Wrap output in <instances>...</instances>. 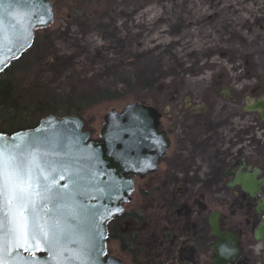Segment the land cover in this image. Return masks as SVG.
<instances>
[{
	"label": "flooded vegetation",
	"instance_id": "obj_1",
	"mask_svg": "<svg viewBox=\"0 0 264 264\" xmlns=\"http://www.w3.org/2000/svg\"><path fill=\"white\" fill-rule=\"evenodd\" d=\"M181 1L183 10L195 8V0ZM196 1L227 9L232 22L264 16V0ZM197 72L165 77L160 104H149L160 114L167 147L153 172L133 177L129 200L107 225L105 259L211 264L215 219L223 236L236 237L238 252L224 264H264V240L254 236L264 217V116L249 110L264 99V68H216L205 81L183 80ZM111 238L116 252L109 251Z\"/></svg>",
	"mask_w": 264,
	"mask_h": 264
},
{
	"label": "rangeland",
	"instance_id": "obj_2",
	"mask_svg": "<svg viewBox=\"0 0 264 264\" xmlns=\"http://www.w3.org/2000/svg\"><path fill=\"white\" fill-rule=\"evenodd\" d=\"M49 1L53 20L34 33L48 36L47 57L26 55L12 75L18 85L40 81L61 97L100 90L120 95L78 114L91 140L98 139L105 112L137 101L160 104L167 76L201 71L183 80L202 82L216 68H264V16L245 13L232 22L227 9L209 10L196 0L192 10H183L181 0ZM188 18L198 24L186 26ZM108 242L116 252V242Z\"/></svg>",
	"mask_w": 264,
	"mask_h": 264
},
{
	"label": "water",
	"instance_id": "obj_3",
	"mask_svg": "<svg viewBox=\"0 0 264 264\" xmlns=\"http://www.w3.org/2000/svg\"><path fill=\"white\" fill-rule=\"evenodd\" d=\"M33 14L44 22L37 21ZM0 17V61H4L0 63L1 73L32 45L35 30L51 24L53 6L49 0H3ZM28 18L34 25L31 38L17 43L19 28L27 25ZM7 56L14 58L6 60ZM256 109L263 117L264 99L249 108ZM159 117L153 107L141 102L111 109L102 117L97 141L82 129L83 121L76 114H49L33 128L0 133V143L31 140L33 151L47 153L55 169V188L67 194L65 200L55 204L44 203L41 210L42 223L60 220L66 226L62 247L49 252L44 240L37 238L38 242H31L28 250L9 248L11 256L4 255L3 259L15 264H121L112 256L104 258L107 223L129 200L133 177L153 172L165 153L167 138L159 130ZM209 223L211 233L219 238L211 247V264L233 261L238 252L236 237L228 233L223 236L215 219ZM254 236L257 241L264 240V217ZM229 241L232 246L227 245Z\"/></svg>",
	"mask_w": 264,
	"mask_h": 264
},
{
	"label": "snow or ice",
	"instance_id": "obj_4",
	"mask_svg": "<svg viewBox=\"0 0 264 264\" xmlns=\"http://www.w3.org/2000/svg\"><path fill=\"white\" fill-rule=\"evenodd\" d=\"M2 3L3 0H0ZM33 18L39 21L37 15L33 14ZM33 27L32 18H28L27 25L20 26L15 42L30 39ZM11 58L14 57L7 56L5 59ZM34 146L31 140H22L18 144L0 143V264H15L3 259L4 255L11 256L9 248L23 247L28 250L29 244L38 242L37 238H40L47 245V250L52 252L61 248L67 237L66 226L60 220L41 222L43 204L65 200L67 194L55 188V177L52 175L55 169L51 167L48 154L33 151Z\"/></svg>",
	"mask_w": 264,
	"mask_h": 264
},
{
	"label": "trees",
	"instance_id": "obj_5",
	"mask_svg": "<svg viewBox=\"0 0 264 264\" xmlns=\"http://www.w3.org/2000/svg\"><path fill=\"white\" fill-rule=\"evenodd\" d=\"M48 36L34 37L31 47L25 51L19 60L12 62L0 76V132L13 133L18 130L33 128L38 121L49 114L66 115L70 113L80 114L88 107L102 101H110L121 96L107 90L98 91L93 97L86 91L77 97L72 92L63 97L40 87V81H31L25 85H18L13 78L12 66L20 64L25 56L40 58L44 61V47ZM12 67V68H11ZM39 82V83H38ZM127 94L125 96L128 97ZM65 99V100H64ZM143 102V101H141Z\"/></svg>",
	"mask_w": 264,
	"mask_h": 264
}]
</instances>
